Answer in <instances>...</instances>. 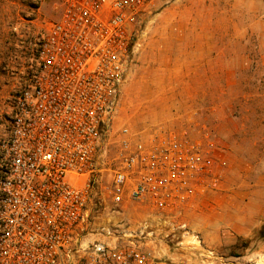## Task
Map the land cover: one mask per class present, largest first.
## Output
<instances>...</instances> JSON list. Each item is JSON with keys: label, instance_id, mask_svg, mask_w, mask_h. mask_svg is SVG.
Wrapping results in <instances>:
<instances>
[{"label": "built area", "instance_id": "2783aa9c", "mask_svg": "<svg viewBox=\"0 0 264 264\" xmlns=\"http://www.w3.org/2000/svg\"><path fill=\"white\" fill-rule=\"evenodd\" d=\"M153 7L152 0H61L58 19L25 38V66L1 70L10 88L0 99V264H193L168 258L154 233L219 189L224 161L215 143L162 128L133 139L122 128L105 185L98 159ZM93 199L112 213L126 201L152 213L120 245L82 247Z\"/></svg>", "mask_w": 264, "mask_h": 264}, {"label": "rangeland", "instance_id": "374dc122", "mask_svg": "<svg viewBox=\"0 0 264 264\" xmlns=\"http://www.w3.org/2000/svg\"><path fill=\"white\" fill-rule=\"evenodd\" d=\"M38 1L0 0V77L9 79L3 68L19 70L28 62L27 35L35 37L42 27L58 19L61 0ZM152 3V15L128 65L112 119L103 129L98 150L103 185L111 180L122 128L133 139L162 128L184 134L204 147L208 142L217 146L235 142L252 158L264 142V75L259 73L254 29L255 22L264 19V0ZM233 62L241 69L235 78L224 69ZM66 180L78 183L70 175ZM216 202L207 200L203 220L196 215L194 202L175 225L159 226L161 231L154 235L165 248L164 254L173 259L189 256L193 264H264L258 233L239 239L218 235L212 228L217 215L210 205ZM89 209L78 234L82 247L96 242L120 245L152 213L147 205L129 201L115 213L94 199ZM190 210L195 214L188 218Z\"/></svg>", "mask_w": 264, "mask_h": 264}, {"label": "crops", "instance_id": "0c3cea01", "mask_svg": "<svg viewBox=\"0 0 264 264\" xmlns=\"http://www.w3.org/2000/svg\"><path fill=\"white\" fill-rule=\"evenodd\" d=\"M254 29L261 62L259 73L264 75V19L256 21ZM224 69L233 78L241 72L240 66L236 62L229 66L224 65ZM3 82H6L5 85ZM9 82L10 79L7 77H0V92L9 90ZM233 83L235 84L236 80ZM5 97L6 95L0 96V99ZM216 150L224 161L219 189L197 196L189 205L196 202L193 205H197L196 215L203 220V209L207 208V200L212 199L214 203L217 201L214 206L210 205L215 209L217 215L216 225L212 226L217 229L216 233L239 239H249L264 226V142L263 145H259V150L256 151L257 157L253 158L240 144L235 142L232 146L216 145ZM218 197L220 199H216ZM193 214L195 213L190 210L188 218ZM200 223L204 224L202 221ZM221 228L222 230H220ZM260 244L262 245L261 250L264 252V238Z\"/></svg>", "mask_w": 264, "mask_h": 264}, {"label": "trees", "instance_id": "16d2710c", "mask_svg": "<svg viewBox=\"0 0 264 264\" xmlns=\"http://www.w3.org/2000/svg\"><path fill=\"white\" fill-rule=\"evenodd\" d=\"M258 236H259L260 238H264V226L259 230V232H258Z\"/></svg>", "mask_w": 264, "mask_h": 264}, {"label": "bare ground", "instance_id": "6f19581e", "mask_svg": "<svg viewBox=\"0 0 264 264\" xmlns=\"http://www.w3.org/2000/svg\"><path fill=\"white\" fill-rule=\"evenodd\" d=\"M196 243H198V242H196ZM199 244V243H198Z\"/></svg>", "mask_w": 264, "mask_h": 264}]
</instances>
